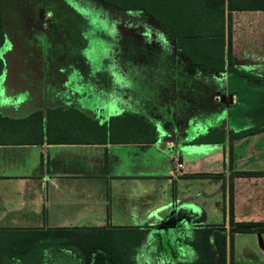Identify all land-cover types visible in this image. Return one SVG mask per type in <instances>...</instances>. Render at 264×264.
I'll return each mask as SVG.
<instances>
[{"label":"crops","instance_id":"0c3cea01","mask_svg":"<svg viewBox=\"0 0 264 264\" xmlns=\"http://www.w3.org/2000/svg\"><path fill=\"white\" fill-rule=\"evenodd\" d=\"M92 1L97 0L88 4ZM1 2L0 116L22 119L42 113L40 142L0 136V186L8 194L4 201L0 199V207L36 215L30 223L11 228L152 229L171 226L167 222L170 212L186 214L189 210L195 218L184 227L185 236L196 226L221 227L225 264H264V232H233L229 238L227 213L230 186L233 222H264V129L229 139L231 132L264 125L262 29L251 32L243 53L236 51L230 29L233 12L229 32L225 29L223 35L224 67L216 71L190 60L178 39L152 18L157 26L151 28L120 25L123 50L117 60L118 81L115 89H109L108 83L105 91V104L110 97L115 103L107 109L102 101L100 108L91 107L87 102L90 94L81 91L91 83L87 81L90 66L73 48L81 44L86 26L78 29L72 25L70 30L60 23L77 13L49 0H28L23 11L26 24L19 26L14 5ZM87 2L86 9L78 7L80 12H89ZM96 3L100 12L107 13L106 5ZM117 11L128 20L147 17L140 11L134 15ZM28 28L35 32L32 37L40 36V43L34 51L27 45L25 52L20 45L29 39L22 38ZM48 36L51 42L58 40V46L66 44L61 53L70 48L72 60L66 68L60 67L59 60L43 59ZM30 52H40V57L32 59ZM68 78L70 84L65 83ZM54 109L76 110L98 123L110 116L131 114L153 125L158 137L149 143H83L71 140V133L76 132L70 131L75 127L65 123L62 136L66 140L56 143L47 139V133L53 138L57 123L52 120L46 128V111ZM219 130L224 134L222 143L195 142ZM216 214H223L222 221L213 219ZM236 233H253L257 240V247L244 246L240 263L235 261L233 248ZM192 256L182 245L176 260L189 261ZM150 260L156 262V255Z\"/></svg>","mask_w":264,"mask_h":264},{"label":"trees","instance_id":"16d2710c","mask_svg":"<svg viewBox=\"0 0 264 264\" xmlns=\"http://www.w3.org/2000/svg\"><path fill=\"white\" fill-rule=\"evenodd\" d=\"M100 3L119 11H140L152 18L163 29L176 37L188 58L207 68L223 70V35L229 32V20L233 12L264 10V0H97ZM3 5L0 0V47L3 43ZM2 61L0 59V72ZM251 78V76H248ZM70 112H73L70 113ZM57 123L49 141L66 140L62 136V126L68 123L71 129V140L83 143H149L156 141L158 132L155 127L143 119L131 114L115 115L107 121L98 123L76 110L46 111V128ZM10 128L12 131H10ZM42 113L37 111L22 119H10L0 116V136L23 139L27 143L41 141ZM264 125L231 132L229 139L240 138L263 130ZM10 132V133H9ZM38 136V138H36ZM28 138V139H27ZM223 130L208 132L198 137L196 143H222ZM17 141V140H16ZM53 143V142H49ZM237 174H246L237 172ZM198 175H211L199 173ZM228 223L229 238L233 232H264L262 223H234L232 220L231 188H228ZM172 227V226H170ZM118 230L129 233L125 245L105 246L104 239L98 242L105 230ZM183 230H185L183 228ZM2 233H11L0 243V264H225L224 229L218 226H196L190 229L188 236L182 233L183 239L174 237L192 252L189 261L176 260L177 253L170 257L161 256L158 249L148 248L149 242L143 241L150 229L145 227L125 228H0ZM135 235L133 237V235ZM17 236V237H16ZM143 242V243H141ZM141 244L140 247H137ZM137 245V246H136ZM147 245V246H146ZM183 245V246H184ZM156 246V245H155ZM181 246V245H180ZM151 251V252H150ZM153 252V253H152ZM143 255H149L143 260ZM156 255L157 261L150 260ZM137 256L142 258L136 262Z\"/></svg>","mask_w":264,"mask_h":264},{"label":"rangeland","instance_id":"374dc122","mask_svg":"<svg viewBox=\"0 0 264 264\" xmlns=\"http://www.w3.org/2000/svg\"><path fill=\"white\" fill-rule=\"evenodd\" d=\"M10 4L14 5V10L17 12L15 13L16 16H18L19 21L17 22L19 26L21 24H26V18L24 14V3L28 0H8ZM51 3H54L56 5L61 4L62 8H68L71 10V8L68 5L67 0H49ZM72 5V8L76 9L77 12H74L71 10V12L77 13L72 14L73 19H65L61 21L62 26H66L68 29L72 25H77L78 29H83L84 25L86 26L85 29L82 30L81 33V44L77 45V48L75 49V53H79L82 56V59H85L90 66V77L87 76V81H90V85H87L86 88H83L81 91H84L86 89V92L90 94L89 100H87L88 103H90L91 107H98L102 106V102L105 104V95H108L105 91L107 89V84L109 83L110 88L115 89V83L117 80L116 74L118 72L117 70V60L120 59L122 54V43L120 42V39L118 36H120V29L119 26L122 24L127 25H136L140 28H151L150 25L154 26L155 24L151 21L150 17H145L146 20L143 19H134V20H128L126 18H123L122 15L117 14V10L110 8L108 6L105 7L107 9L106 12H100L99 6L97 5V1H92L93 3L88 4L86 3L87 11L89 12H80L78 7H83L86 9V6L84 4L85 0H69ZM91 1V0H90ZM9 10V8L7 7ZM90 9L91 14L90 15ZM10 11V10H9ZM129 15H134L137 12L130 11L127 12ZM142 14V13H141ZM231 27L233 32V46L235 47L236 51H241L243 53V49L246 47V41L250 39L251 32L255 30L262 29L264 31V11H241L236 12L232 14L231 17ZM157 26V25H155ZM22 29V28H21ZM71 30V29H70ZM63 31V30H61ZM25 33L22 34V38H29L25 42H23V45H20L21 49H23L25 52L28 50L26 47L27 45H30L31 50H36L38 48V43H40V36L32 37V35L35 34L34 30L31 28H28ZM264 37V35H263ZM67 38H64L66 40ZM38 42V43H37ZM45 54L43 56V59L45 61H55L59 60L61 61V68H66L72 60L70 53L68 52V49L66 52L61 53L62 51L66 50V46H62V44H65L62 42L61 45L58 46V40L52 41L49 39V36L45 40ZM57 45V47L53 45ZM66 45V44H65ZM25 55V53H24ZM29 56L32 59H37L40 57V52L38 55L34 52H30ZM53 58H56L53 60ZM66 62V63H65ZM60 71L65 72L64 69H60ZM70 70L66 71V76L69 74ZM69 76V75H68ZM69 79V78H68ZM141 79V78H140ZM72 81V80H71ZM70 79L68 82L66 81V84L71 83ZM114 84V85H112ZM79 86L78 84H76ZM118 98V97H117ZM117 101V100H116ZM115 103L112 101L111 97L109 98V101L107 104H105L107 109H110V104ZM86 107H89V105H85ZM106 112V111H105ZM105 116V114L103 115ZM198 124L201 122L200 118H197ZM1 185V184H0ZM5 188L0 186V199L1 201H4L5 198L7 199L8 194L5 193ZM8 209V208H7ZM3 207H0V228H11L10 226L15 225H23L30 223L31 219H33L36 215L31 214L30 212L16 211L15 209L7 210ZM190 211L188 210L186 214L180 215V217L175 218V220L172 223V227H165L163 225H157L150 229L149 234L144 238V242L147 244L150 240H152L153 244L149 242L148 248L152 251H155V249H158V252L161 253V256L163 258H167L171 256L172 252H179L180 245L182 244L180 241L182 240H176L174 237H180V239H183L182 233L186 230H183L185 227L190 226V221L192 218H195V216L190 215ZM239 215V214H237ZM191 216V217H189ZM23 219L22 223H20L18 220ZM216 221H222L223 214H216L213 217ZM172 232V233H171ZM99 237H95V239H98V242L102 239L105 242L106 245H110L111 247L113 245H125V241L128 240L129 233H124L123 231L118 230H105L99 232ZM176 233V234H175ZM133 235V234H132ZM135 235H133L134 237ZM8 237H14V235H11V233H2L0 232V243L4 239H7ZM17 237V236H16ZM233 240V248L235 253V261L237 263H240L243 260V252H244V246L248 244H253L257 247V240L256 236L253 233H236ZM143 243V242H141ZM156 245V246H155ZM137 246V245H136ZM141 244H138L137 247H140ZM147 246V245H146ZM151 252V251H150ZM153 253V252H152ZM149 255H143V260L147 259ZM139 258V256H137ZM142 258L137 259L136 262L141 263ZM192 258V257H191ZM61 260L58 259L56 261V264H60Z\"/></svg>","mask_w":264,"mask_h":264},{"label":"water","instance_id":"95a60500","mask_svg":"<svg viewBox=\"0 0 264 264\" xmlns=\"http://www.w3.org/2000/svg\"><path fill=\"white\" fill-rule=\"evenodd\" d=\"M181 213L178 211L170 212L167 216V222L173 223L175 218L180 217Z\"/></svg>","mask_w":264,"mask_h":264},{"label":"flooded vegetation","instance_id":"af4514ba","mask_svg":"<svg viewBox=\"0 0 264 264\" xmlns=\"http://www.w3.org/2000/svg\"><path fill=\"white\" fill-rule=\"evenodd\" d=\"M41 13H42V11L41 10H39V12H38V16H39V18H42V16H41ZM35 19V18H34ZM41 20V19H40ZM35 21L37 22V20L35 19ZM38 22H39V20H38Z\"/></svg>","mask_w":264,"mask_h":264}]
</instances>
